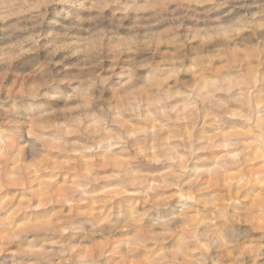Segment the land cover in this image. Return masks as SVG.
<instances>
[{
	"label": "clouds",
	"instance_id": "clouds-1",
	"mask_svg": "<svg viewBox=\"0 0 264 264\" xmlns=\"http://www.w3.org/2000/svg\"><path fill=\"white\" fill-rule=\"evenodd\" d=\"M0 264H264V0H0Z\"/></svg>",
	"mask_w": 264,
	"mask_h": 264
}]
</instances>
